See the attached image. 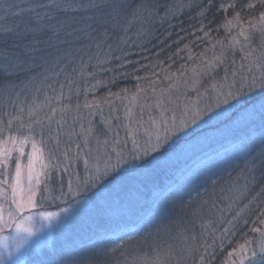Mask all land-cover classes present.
<instances>
[{
  "label": "rangeland",
  "instance_id": "obj_1",
  "mask_svg": "<svg viewBox=\"0 0 264 264\" xmlns=\"http://www.w3.org/2000/svg\"><path fill=\"white\" fill-rule=\"evenodd\" d=\"M259 16L260 14L245 23L233 22L231 25L232 36L228 44L223 48L218 46L220 52L217 55H220L222 51L224 53L223 63L214 60L216 55L211 56L210 54L198 58L188 55L190 58L186 68L182 71V75L176 79L169 75H163L162 82H153L154 84L152 83L150 86L132 87L127 91L104 97H87V93L92 92L90 90L93 86L86 87L89 74L81 72L80 77L72 78L71 84L66 80L65 83L68 85H63V79H56L53 82L55 85L41 89L39 92L40 102H46L45 96H47L51 99V103L48 107L40 110L38 115L43 119L46 114L50 113L52 107L59 108L67 105L68 108L64 113L57 111L51 126L52 132L53 135L57 133L60 128L57 121L63 119V134L59 136L61 144H67L71 148L70 157H76L78 150L81 153L78 159L73 160L67 173L63 167L59 173L53 171L50 184L53 188L58 189L62 183L63 190L67 192L68 181L72 180L74 188L79 183L80 195L72 194L66 198L68 203H72L74 200L78 202L71 213L61 211L62 208L68 206L63 200L51 199L45 201L43 206L38 204L37 207L25 212L24 215L32 217L30 221L26 222V226L32 230L30 233L18 232L14 226L0 228V264H42L44 259L43 264H76L79 261L90 260V254L69 253L71 250L65 248V245L93 239L98 232L104 229L117 228L116 230H119L133 226L135 223H137L135 227L138 228L137 226L147 219H149L150 226L144 230L141 229L140 233L143 236L138 238L140 241L132 238L124 242L123 248L107 255H99L92 261L93 264L100 260L102 264H116L117 261H125L126 258L131 260L134 255L139 256L144 253L151 256L154 243L161 244L165 251H167V245H171L174 252L170 257L172 264H182L177 258L180 255H186L191 249L192 235H189L188 228L192 225L190 221L193 213L201 212L200 204L202 203H209L210 208L220 212L222 208L219 204L231 202L234 193H230L229 188L237 175L229 173L221 180L205 179L202 183L207 190L206 198L202 200L201 197H197L188 202V205L196 203V207L192 210L189 206L181 205L178 209H174L175 211L170 216L163 208H158L151 213V207L157 198L164 196L163 202L166 200V196H170L169 194L163 195L167 189H170L171 194L173 193L180 184L186 169L191 167L192 170H198V164L206 159V156L209 157L227 148L238 147L236 143L240 141L241 137L249 131V134L245 136L250 137L261 120L258 115L255 119H250L249 113L243 110L236 112L234 109H229L219 118L213 119L207 124L198 121L199 128L196 125H190V129H196V134L189 140H181L176 149H169L164 155L154 154L157 156V163L150 170L145 169L142 165L137 167L141 162L132 159L133 137L129 135V129L133 130L139 148L143 149L147 139L145 130L150 128L151 119H161V112L164 113V117L167 118L170 125L173 115L179 122L186 110L194 112L197 107L204 109L211 106L213 111L219 112L221 108H227L228 106L223 104L220 108L216 107L217 98L222 99L220 92L223 91L226 94L229 86L233 84L238 89L245 77L250 83L253 75L259 76L260 72L264 71V68L260 67L261 64H264V56H262L264 40L259 32L249 29L250 22L258 24ZM247 19L244 18L242 21ZM241 27L250 31L252 35L249 46L245 47L243 51L239 46L233 49L229 43L233 36H236L241 43L244 42V38L238 36ZM249 52L251 55H246ZM209 61H212L214 65L210 69L207 67ZM61 85H63V96L57 101L55 97L60 95ZM213 85L216 86L215 90ZM162 90L164 91L163 102L158 108L157 100L160 99ZM259 91L257 89V92ZM85 103L92 107L86 108ZM77 104L80 105L79 109L76 107ZM28 105L19 106L25 110L23 116L25 122H28ZM19 107L16 108L13 115L16 114ZM188 118L190 119V117ZM18 127L19 122L14 121L11 130L13 134H16ZM89 128L92 129V133L85 145L84 136ZM23 132H26V129H22L21 133ZM39 132L40 128L37 126V139ZM69 132L74 135L69 137ZM160 133L163 135V127L160 128ZM44 134L47 137L46 121ZM7 135L6 131L4 138H7ZM77 145H79V149ZM182 145H185L184 151H180ZM243 145L241 143L239 147ZM50 146L54 147V144H50ZM25 151H31L30 143L25 145ZM63 151L64 148L61 147L57 158L64 164H68V161L63 159ZM117 152L123 154L126 163L122 162L117 165ZM17 155L19 153H13V156ZM141 156L143 158L142 152ZM85 159L89 161L87 168L84 164ZM21 160L26 164L27 156L22 157ZM109 160L114 171L105 177L103 175L104 165ZM10 163L14 171V160ZM97 166L101 175L99 179L95 180L93 186ZM227 171L230 169H219L218 174ZM85 181L88 183L85 184ZM190 181L194 182L195 180L190 179ZM191 182L186 186L193 184ZM164 189L166 190L164 191ZM190 197L189 195L188 198ZM246 197H248L247 193L235 204H242ZM9 207L10 202L5 205V212ZM45 212L58 213V215L44 219L41 213ZM142 217H144L143 220H141ZM160 225H166L167 230H160ZM182 237H186V239ZM60 248L62 255L54 257L59 253ZM94 255L96 256V254ZM239 255L237 251L235 257L224 260L221 264H232L233 259L236 264H240Z\"/></svg>",
  "mask_w": 264,
  "mask_h": 264
},
{
  "label": "trees",
  "instance_id": "obj_2",
  "mask_svg": "<svg viewBox=\"0 0 264 264\" xmlns=\"http://www.w3.org/2000/svg\"><path fill=\"white\" fill-rule=\"evenodd\" d=\"M122 2L130 6L142 4L144 9L138 14V18L128 24L132 12V7H129L121 26L115 28L111 25L106 26L108 34L104 37L100 35L103 29L97 25H92L97 28L96 32L87 27L90 23L87 17L97 15L96 9L70 7L76 3L87 4L88 0H0V117L3 118L5 127L9 118L6 114L13 115L17 107L33 103L34 98L36 102H40V90L55 85L53 82L56 79H63V85H68L65 83L66 80L71 81L75 76L80 77L81 72H87L89 76L86 87L93 86L87 97H104L127 91L132 87L150 86L153 82H162L163 75L176 79L186 68L190 58L188 55L197 56L196 58L210 54L218 56L220 52L218 46L228 44L232 36L228 21L236 22V12H240V21L245 23L264 11V6H261L258 0H213L210 7L208 0H122ZM233 2L236 3L235 9L227 8L225 11L220 7L221 4L227 6ZM249 3H253L255 7L251 9L245 7ZM40 5L43 7H39ZM205 7H208V11L203 16L199 15ZM17 9L32 11H25L19 16L13 15ZM37 16L41 19L37 20ZM244 18L248 19L242 21ZM17 24L19 27H16ZM25 24L34 31L29 32L27 36H17L16 33L24 29ZM5 28H11L12 31L5 32L3 31ZM57 29L59 31H56ZM205 32L209 35L205 36ZM101 41L102 43H99ZM16 53L26 61L27 71L11 68L14 62L11 57ZM258 125L250 137L245 136L250 131L241 137L239 143H236L238 147L227 148L209 157L206 156V159L198 164V170H192L191 167L186 169L173 193H170V189H164L166 191L163 195L170 196H166L163 202L164 196L157 198L150 212L163 208L171 216V213L181 205L189 206L192 210L196 203L188 205V202L197 197H201L202 200L206 198L207 190L202 184L205 179L210 178L209 180L213 181L221 180L229 173L237 175L239 169H230L223 174H218V170L223 168L203 171L201 169L211 160L229 156L240 148L241 143L253 141L255 142L253 147H258L264 140L261 122ZM193 173H197L198 177L191 182ZM189 182L193 184L186 186ZM260 191L258 184L247 192L248 197L242 204H234L230 211L216 212L209 207V203L200 204L201 212L193 213L190 221L192 225L188 228L189 235L195 237L190 241L191 251L177 259L182 264H196L199 257L205 253V245H212L208 248V253L214 255V259L210 255H205V264H208L209 260L211 264H221L222 261L229 260L228 253L233 249L238 250L245 240L252 241L249 250L254 247L260 233L252 229L264 231V224L261 223L264 215L260 214V210L264 209V195H258ZM245 204H248L246 209ZM219 205L226 209L228 204ZM241 209L244 210L240 217L233 220ZM230 220L231 225L228 223ZM136 224L118 228L119 230H116L117 228L101 230L93 239L65 245V248L71 250L69 253L72 254H90L89 259L93 261L99 256L95 249L111 248L112 245L120 243L121 239L124 242L130 240L129 237L138 240L143 236L140 233L141 229L150 226L149 219L143 221L138 228L135 227ZM226 227L229 232L225 235ZM113 232L115 233L111 235ZM60 251L61 248L54 257L62 255Z\"/></svg>",
  "mask_w": 264,
  "mask_h": 264
},
{
  "label": "snow or ice",
  "instance_id": "obj_3",
  "mask_svg": "<svg viewBox=\"0 0 264 264\" xmlns=\"http://www.w3.org/2000/svg\"><path fill=\"white\" fill-rule=\"evenodd\" d=\"M258 3L261 6H264V0H258ZM213 0H208V6H212ZM39 7H43L40 5ZM76 9H96L97 15L89 16L87 19L90 23L87 27L92 31L96 32L97 28H94L92 25H97L98 28L103 29L100 32L101 36L106 37L108 34V28L106 26L111 25V27L121 26V21L124 19V15L127 14L129 7H132L131 15L128 18V24H131L134 19L138 18V14L144 9L142 4H137L130 6L126 3H123L122 0H88L87 4L76 3L74 6ZM220 7L227 11V8L235 9L236 3H230L227 6L221 4ZM245 7L251 9L255 5L249 3ZM102 9V10H101ZM25 11H32L31 9H17L16 12L12 13L13 15H23ZM208 11V7H205L199 15L203 16L205 12ZM236 22L239 23L241 14L240 12L235 13ZM37 20L41 17L37 16ZM233 21L229 20L228 25H232ZM19 27V24L16 25ZM249 29L257 31L261 34L262 40H264V11H261L259 16V22L249 23ZM127 30V29H125ZM3 31L8 32L12 31L11 28H5ZM34 31L27 24H25L24 29L20 32H17V36H27L29 32ZM56 31H59L57 29ZM209 33L205 32V36H208ZM238 36L244 38V42L233 36L232 40L229 42L230 45L235 49L239 46L241 51L245 47H248L252 35L250 31H246L241 27ZM99 43H102L99 42ZM99 43L97 47H99ZM219 43V41H218ZM223 48L224 45L222 44ZM34 51V50H32ZM254 51V49H253ZM246 55L250 56L251 52ZM264 56V53H262ZM12 61L11 68L18 71H27L25 67L26 61L22 60L19 53L13 54L11 57ZM214 60L223 63L224 53L223 51L220 55L214 57ZM213 62L209 61L207 67L212 68ZM261 68H264V64L260 65ZM7 70V69H6ZM235 75V73H234ZM71 84L72 82L69 81ZM215 85L213 89L215 90ZM247 89V91H244ZM257 89L260 91L257 92ZM63 85H61V93L55 98L57 101L63 96ZM38 91V90H37ZM155 91V90H154ZM220 96L216 100V107L220 108L221 104L227 105V108H221L219 112L213 111L211 106H207L204 109L196 108L194 112L185 111L179 122L176 121V117L173 115L171 118V124L169 125L167 118L164 117V113L161 112V119H151L150 128L145 130V135L147 139L145 140V147L143 149L139 148V143L135 139V133L133 130L129 129V135L133 137V156L134 161H140L141 164L137 165L143 166L145 169H152L156 166L157 156L154 154L164 155L169 151V149H176L180 145L181 140H189L192 136L196 134V129H190V125H196L199 128L200 124H207L213 119L219 118L224 112H227L229 109H234L236 112L243 110L244 112L249 113L250 119H255L258 115L261 120V131L264 135V71L260 72L259 76L253 75L251 82L247 81V78H244V82L241 84L240 88H235V85H230L229 90L225 94L223 91L220 92ZM164 91H161V97L157 100V107H160V104L163 102ZM46 102H36L35 98L33 103L28 105L27 116L28 122H25L23 119L24 108L21 106L17 109L15 115L6 114L9 116L7 120V126L5 127L4 120L0 117V228L3 227H15L18 232H27L30 233L32 230L30 227L26 226V222L32 219L29 215H24L25 212L37 207L39 204L43 206V203L47 200H63L64 203L68 204L67 207L62 208L61 211L65 213H71L76 207L77 201L68 203L67 197L69 195L75 194L80 195L79 183L76 184L75 188L73 187L72 180L68 181L67 192L63 190V184L61 183L59 188H53L50 184L52 179L53 171L59 173L61 167L64 168L65 173H67L68 168L71 166L74 159H78L81 155L80 151H77L76 157H70L69 153L71 148L65 144L62 145L59 139V136L63 134V119L57 121L60 125L57 133L53 135L52 124L55 118L57 111L64 113L68 108L67 105L63 107H52L50 113L46 114L43 119L38 115L39 111L51 103V99L45 96ZM79 109L80 105H76ZM86 108H91L92 105L85 103ZM130 111V110H129ZM211 113V114H209ZM206 116V119H205ZM190 117V119L188 118ZM19 122V127L16 129V134L12 133L13 122ZM45 121L47 122V137L44 134L45 130ZM40 128L39 138L37 139L36 127ZM163 127V135L160 133V128ZM22 129H26V132L21 133ZM110 130V129H109ZM8 132L7 138H4V133ZM92 129L89 128L87 133L84 136V143L87 145L88 139L91 136ZM183 134V135H181ZM74 133L69 132L68 136L71 137ZM31 144V151H25V145ZM99 143V141H97ZM107 143V140H105ZM255 142L249 141L244 144L242 147L238 148L235 152L231 153L229 156H220L217 159L211 160L208 163H205L203 170H211L213 168H228V169H239L237 176L232 181V185L229 188L230 193H234L232 196L231 202L227 205L226 209L221 211H230L233 205L244 195L251 190L253 187L259 184L260 193L258 195H264V140H262L258 147H253ZM50 144H54V147H51ZM185 145L180 146V151L185 150ZM61 147L64 148L63 159L68 161V164H64L63 161L57 158V153L60 151ZM79 149V145H77ZM17 152L19 155L13 156V153ZM143 154V158L141 156ZM117 165H120L122 162L126 163V159L122 153L117 152ZM27 156V163H22L21 158ZM14 160L15 168L14 171L11 168V161ZM85 167L89 165L87 159L84 160ZM114 171L111 162L105 163L103 175L108 177L110 173ZM101 175L100 169L97 166L96 175L93 178V186L96 179H99ZM198 174L193 173L191 179H197ZM85 184L88 181L84 182ZM255 199V197L253 198ZM10 202V207L7 212H5V205ZM244 208H248V204L244 205ZM244 209H241L233 217V220L240 217L241 212ZM260 214L264 215V209L260 210ZM44 219H50L58 215V213L45 212L41 213ZM7 217V218H6ZM230 225L232 221L228 222ZM247 223V221H245ZM261 223L264 224V220H261ZM160 230H167L166 225H160ZM254 232L260 233V238L255 241V246H249L252 244V241L245 240L243 245L239 246V249H233L228 253L229 258L233 257L234 252H239L240 264H264V231L254 228ZM229 232V229L226 227L224 229L225 235ZM186 239V237H182ZM195 239V237H192ZM131 239V237H129ZM124 247V240L121 239L120 243L114 244L112 248L108 249H95L97 255L103 256L108 253L115 252L117 249ZM212 245H205V253L199 257V264H205V255H210L214 259V255L208 253V248ZM223 247V243L221 244ZM191 251L190 249L188 250ZM174 254L172 246L167 245V251L164 250L161 244H153V255L149 256L147 253L136 256L134 255L131 260L127 258L125 261H117L116 264H172L170 257ZM81 264H93L90 260L81 261ZM95 264H102L100 261H96ZM208 264H211V260L208 261ZM232 264H236L235 259L232 260Z\"/></svg>",
  "mask_w": 264,
  "mask_h": 264
},
{
  "label": "bare ground",
  "instance_id": "obj_4",
  "mask_svg": "<svg viewBox=\"0 0 264 264\" xmlns=\"http://www.w3.org/2000/svg\"><path fill=\"white\" fill-rule=\"evenodd\" d=\"M203 184V183H202ZM204 185V184H203Z\"/></svg>",
  "mask_w": 264,
  "mask_h": 264
}]
</instances>
